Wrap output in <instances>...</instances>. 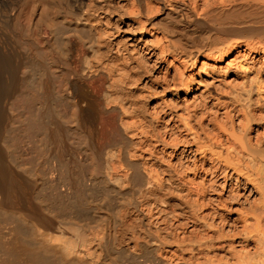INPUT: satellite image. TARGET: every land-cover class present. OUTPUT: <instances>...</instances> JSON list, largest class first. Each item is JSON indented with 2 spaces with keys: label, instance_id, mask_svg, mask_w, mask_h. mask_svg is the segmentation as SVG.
Returning a JSON list of instances; mask_svg holds the SVG:
<instances>
[{
  "label": "bare ground",
  "instance_id": "bare-ground-1",
  "mask_svg": "<svg viewBox=\"0 0 264 264\" xmlns=\"http://www.w3.org/2000/svg\"><path fill=\"white\" fill-rule=\"evenodd\" d=\"M0 264H264V0H0Z\"/></svg>",
  "mask_w": 264,
  "mask_h": 264
}]
</instances>
